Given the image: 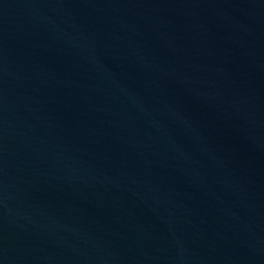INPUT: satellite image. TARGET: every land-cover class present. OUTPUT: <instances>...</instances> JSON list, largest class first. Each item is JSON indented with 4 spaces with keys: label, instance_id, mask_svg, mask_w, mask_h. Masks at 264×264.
I'll list each match as a JSON object with an SVG mask.
<instances>
[{
    "label": "water",
    "instance_id": "obj_1",
    "mask_svg": "<svg viewBox=\"0 0 264 264\" xmlns=\"http://www.w3.org/2000/svg\"><path fill=\"white\" fill-rule=\"evenodd\" d=\"M0 264H264V0H0Z\"/></svg>",
    "mask_w": 264,
    "mask_h": 264
}]
</instances>
